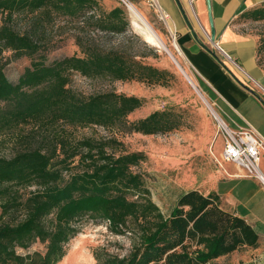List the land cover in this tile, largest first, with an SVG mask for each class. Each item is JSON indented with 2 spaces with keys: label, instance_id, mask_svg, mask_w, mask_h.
<instances>
[{
  "label": "trees",
  "instance_id": "1",
  "mask_svg": "<svg viewBox=\"0 0 264 264\" xmlns=\"http://www.w3.org/2000/svg\"><path fill=\"white\" fill-rule=\"evenodd\" d=\"M263 9L243 13L258 20L264 18ZM129 24L124 8L107 10L103 0H0V134L27 125L54 129L43 144L11 157L0 154V264H57L85 217L104 220L114 234L131 240L124 255L94 251L103 264H206L241 248L259 247L255 229L222 208L217 194L186 191L165 214L145 174L135 169L147 159L144 152L127 150L116 136L78 142L68 136V127L165 134L185 124L184 114L174 109L130 121L129 114L145 98L116 91L84 96L69 86L74 71L109 81H171L173 72L143 60L147 54L102 42V35L121 33ZM65 25L77 29L71 35L82 55L48 64L43 55L51 44L49 34ZM5 51L42 58L33 59L12 82L4 71ZM32 185L35 191H22ZM37 241L44 250L19 252Z\"/></svg>",
  "mask_w": 264,
  "mask_h": 264
},
{
  "label": "rangeland",
  "instance_id": "2",
  "mask_svg": "<svg viewBox=\"0 0 264 264\" xmlns=\"http://www.w3.org/2000/svg\"><path fill=\"white\" fill-rule=\"evenodd\" d=\"M130 1L138 7L143 16L160 34L167 48L194 85L166 51L146 41L141 30L132 24V18L123 0H103L107 10L117 6L124 8L130 20L129 26L123 32L102 35L101 40L105 46L124 47L134 54H147L141 56L143 60L158 68L168 69L174 75L167 85H159L136 80L109 81L90 78L74 71L71 73L69 86L76 93L84 96L116 91L145 98L144 105L129 114L130 121L145 117L155 110L174 109L184 114L185 124L165 134L117 133L95 125L68 127L67 133L74 142L86 137L100 140L116 136L119 141L124 143L127 150L144 152L147 159L135 169L145 174L153 200L165 214H169L178 197L186 191L194 189L208 195L215 181L225 173V166L231 162L224 161L222 157L223 138L218 131V121L212 114L211 108L215 110L213 103L199 84L195 72L184 54L179 53L176 49L175 39L171 32L165 28L160 13L156 8L150 6L147 0L144 1L149 6H147L149 12L140 4L141 0ZM258 7L264 8V4ZM235 22L244 34L251 35L256 39L258 63L264 73V18L256 20L250 17L249 13H241ZM76 30L73 26L65 25L55 28L49 34L48 38L51 40V44L43 55L46 63L51 64L58 59L74 54L82 55L80 47L71 35ZM91 34L94 35V33ZM142 41L147 42L150 48L154 47L155 52L146 49ZM3 58L6 76L10 81L16 82L25 69L31 65L33 59L42 57L39 55L33 57L15 56V53L5 51ZM255 88L264 96V78L259 85L255 83ZM57 128L58 132L63 130L61 126ZM53 130L52 128L40 129L37 126L27 125L5 131L0 134V154L11 157L17 150H23L29 145L43 144L45 138L51 139L54 134ZM69 173L70 171L67 170L64 175L68 177ZM36 189L37 186L32 185L22 191L29 192ZM15 218L17 217L13 216L9 220L12 221ZM80 225L81 231L70 240L66 256L57 264H71L70 262L79 259H88L89 264H103L95 258L94 251L99 250L102 255L105 252L124 255L131 249V240L128 235L114 234L109 229L108 222L104 220L85 217ZM40 250H44V245L37 241L29 249L20 248L19 252L26 254ZM206 264H264V244L260 242L257 248H241Z\"/></svg>",
  "mask_w": 264,
  "mask_h": 264
},
{
  "label": "crops",
  "instance_id": "3",
  "mask_svg": "<svg viewBox=\"0 0 264 264\" xmlns=\"http://www.w3.org/2000/svg\"><path fill=\"white\" fill-rule=\"evenodd\" d=\"M140 4L149 7L144 0ZM262 4L264 0H158L167 15L165 28L177 33L182 54L215 111L232 128L254 127L264 137V96L255 88L264 78L257 41L235 22ZM260 168L264 174V155ZM211 192L222 208L245 219L264 244V186L257 178L231 162Z\"/></svg>",
  "mask_w": 264,
  "mask_h": 264
},
{
  "label": "built area",
  "instance_id": "4",
  "mask_svg": "<svg viewBox=\"0 0 264 264\" xmlns=\"http://www.w3.org/2000/svg\"><path fill=\"white\" fill-rule=\"evenodd\" d=\"M147 1L150 6L159 11L160 17L166 20L167 15L160 11L158 0ZM189 1L192 2L193 0ZM170 32L176 40L177 33L175 31ZM226 55L230 58L228 54ZM217 116L218 131L223 138V160L243 168L249 176L257 178L264 186V174L260 168L261 159L264 155V137L254 127L235 129L229 126L218 113Z\"/></svg>",
  "mask_w": 264,
  "mask_h": 264
},
{
  "label": "bare ground",
  "instance_id": "5",
  "mask_svg": "<svg viewBox=\"0 0 264 264\" xmlns=\"http://www.w3.org/2000/svg\"><path fill=\"white\" fill-rule=\"evenodd\" d=\"M125 4L127 6V9L130 13V16L132 18V24L141 30V32L145 35V37L150 40L151 42H154L157 44L160 48H162L164 51H166L174 61H177L172 52L167 48L164 40L160 36V34L154 29V27L149 23V21L143 16V14L140 12L138 7H136L133 3H131L130 0H125ZM174 45L176 49L179 51V53H182L181 48L176 40H174ZM178 62V61H177ZM189 81L194 85L192 80L187 76ZM259 85V84H258ZM261 86V85H260ZM262 87V86H261ZM212 109V114H214L215 117L217 116L216 111ZM71 264H89L90 261L88 259L85 260H76L73 262H70Z\"/></svg>",
  "mask_w": 264,
  "mask_h": 264
},
{
  "label": "water",
  "instance_id": "6",
  "mask_svg": "<svg viewBox=\"0 0 264 264\" xmlns=\"http://www.w3.org/2000/svg\"><path fill=\"white\" fill-rule=\"evenodd\" d=\"M147 39V38H146ZM148 43H152L153 45H156V46H158L157 44H155L154 42H151L150 40H146ZM176 62V64L179 66V68L182 70V72L186 75V72L184 71V69L181 67V65L177 62V61H175ZM187 76V75H186Z\"/></svg>",
  "mask_w": 264,
  "mask_h": 264
}]
</instances>
